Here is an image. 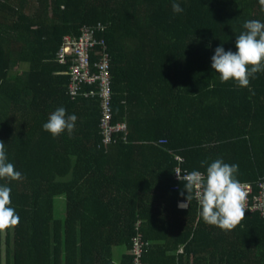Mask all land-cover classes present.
I'll return each instance as SVG.
<instances>
[{"label": "trees", "instance_id": "16d2710c", "mask_svg": "<svg viewBox=\"0 0 264 264\" xmlns=\"http://www.w3.org/2000/svg\"><path fill=\"white\" fill-rule=\"evenodd\" d=\"M248 20L264 23L259 0H0V141L22 173L0 179L20 218L0 231V264H132L138 222L148 264H264L260 213L225 231L203 221L194 196L180 209L187 192L173 189L177 156L189 172L236 164L256 193L264 180V71L239 87L211 67L217 47L236 51ZM99 25L114 122L128 126L127 142L107 149L100 99L70 97L69 64L59 62L65 36ZM60 107L77 121L53 138L42 126ZM119 246L128 253L117 263Z\"/></svg>", "mask_w": 264, "mask_h": 264}, {"label": "clouds", "instance_id": "9594fccd", "mask_svg": "<svg viewBox=\"0 0 264 264\" xmlns=\"http://www.w3.org/2000/svg\"><path fill=\"white\" fill-rule=\"evenodd\" d=\"M264 8V0H259ZM173 13L183 12L179 3H172ZM244 31L236 36V51L225 50L223 45L215 49L211 67L219 74L222 83L234 80L239 87H249L250 78L264 71V23L259 20H248L243 24ZM196 95V94H193ZM77 116L68 115L60 107L50 114L43 124V130L53 138L67 131L71 135L75 129ZM206 162L202 161V166ZM238 165L225 163L216 159L207 166L206 172L193 170L177 178L183 183L180 195L187 196L178 204L180 209H188L193 196L198 201L199 215L203 221L222 230L230 231L244 219L246 212L244 201L247 192L244 185L236 178ZM22 173L8 162L5 143L0 141V179L20 180ZM11 205V188L0 186V231L19 224L20 218Z\"/></svg>", "mask_w": 264, "mask_h": 264}, {"label": "built area", "instance_id": "2783aa9c", "mask_svg": "<svg viewBox=\"0 0 264 264\" xmlns=\"http://www.w3.org/2000/svg\"><path fill=\"white\" fill-rule=\"evenodd\" d=\"M103 30L102 26H84L81 29L80 36H65L62 48L60 50L59 62L62 65L69 64L70 82L68 85V94L72 98L78 96L97 97L101 101L102 117L100 120V131L102 144L104 148L117 145L120 141L127 142L128 126L126 122H114L113 109V77H111V61L106 53V45L103 39H99L97 34ZM103 47V55L96 63L92 64V58L97 57V47ZM84 85L93 86L90 91H83ZM178 167L175 171V180L177 185L173 188L178 190V185L182 182L177 178V174L183 175L188 170L181 167L184 159L177 156ZM247 192L244 201L245 212L260 213L264 217V180L258 185L257 193L251 183H241ZM194 199H197L194 196ZM136 235L133 238L130 255L132 264H148L143 259L144 250L149 245L143 238L141 232V222L136 224ZM183 248H180L178 254H183ZM181 264H193L181 263Z\"/></svg>", "mask_w": 264, "mask_h": 264}, {"label": "rangeland", "instance_id": "374dc122", "mask_svg": "<svg viewBox=\"0 0 264 264\" xmlns=\"http://www.w3.org/2000/svg\"><path fill=\"white\" fill-rule=\"evenodd\" d=\"M27 67V66H26ZM22 71H26L24 66L20 68ZM66 209V199L64 197H58L56 203V217L64 218ZM126 252V248L124 246H119L115 248V261L118 262L121 259L123 253Z\"/></svg>", "mask_w": 264, "mask_h": 264}, {"label": "crops", "instance_id": "0c3cea01", "mask_svg": "<svg viewBox=\"0 0 264 264\" xmlns=\"http://www.w3.org/2000/svg\"><path fill=\"white\" fill-rule=\"evenodd\" d=\"M26 69H27V67L26 66H24ZM128 253V251L126 250V252L125 253H123V254H127ZM122 254V255H123ZM120 261H118L117 263H119Z\"/></svg>", "mask_w": 264, "mask_h": 264}]
</instances>
